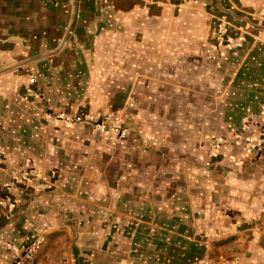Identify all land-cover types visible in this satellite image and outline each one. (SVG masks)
<instances>
[{
    "label": "crops",
    "instance_id": "0c3cea01",
    "mask_svg": "<svg viewBox=\"0 0 264 264\" xmlns=\"http://www.w3.org/2000/svg\"><path fill=\"white\" fill-rule=\"evenodd\" d=\"M263 135L264 0H0V264H264Z\"/></svg>",
    "mask_w": 264,
    "mask_h": 264
},
{
    "label": "built area",
    "instance_id": "2783aa9c",
    "mask_svg": "<svg viewBox=\"0 0 264 264\" xmlns=\"http://www.w3.org/2000/svg\"><path fill=\"white\" fill-rule=\"evenodd\" d=\"M219 31L224 34L226 31V28L223 24L219 25ZM240 44V40L236 38H231L227 42L228 47L236 46ZM209 53L211 55L215 54V50H210ZM31 80H34L32 77ZM61 118L66 122H80V121H87L89 122L96 130L99 132H109L110 129L106 126L105 123L101 121L100 116H87L83 114H75V115H63L59 113L53 119ZM113 132L117 133L119 136H125L126 135V129H122L119 126L115 125L112 129ZM243 139L239 138V141ZM244 142V149L246 153H251L254 149L262 146L264 144V135L259 138H246L243 140ZM30 175H36V172H27L23 175V178H28ZM42 244V239L37 238L34 241H32L29 245H27L23 251V253L16 258L11 264H27V262L32 259L35 255V253L40 249Z\"/></svg>",
    "mask_w": 264,
    "mask_h": 264
}]
</instances>
